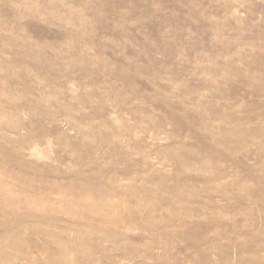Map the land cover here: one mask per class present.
I'll return each mask as SVG.
<instances>
[{"label": "rangeland", "instance_id": "rangeland-1", "mask_svg": "<svg viewBox=\"0 0 264 264\" xmlns=\"http://www.w3.org/2000/svg\"><path fill=\"white\" fill-rule=\"evenodd\" d=\"M0 264H264V0H0Z\"/></svg>", "mask_w": 264, "mask_h": 264}]
</instances>
